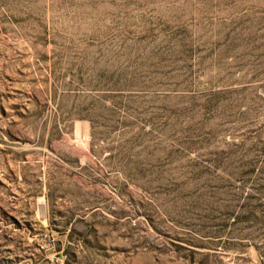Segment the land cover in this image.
I'll return each instance as SVG.
<instances>
[{"label":"rangeland","instance_id":"374dc122","mask_svg":"<svg viewBox=\"0 0 264 264\" xmlns=\"http://www.w3.org/2000/svg\"><path fill=\"white\" fill-rule=\"evenodd\" d=\"M0 264H264V0H0Z\"/></svg>","mask_w":264,"mask_h":264}]
</instances>
